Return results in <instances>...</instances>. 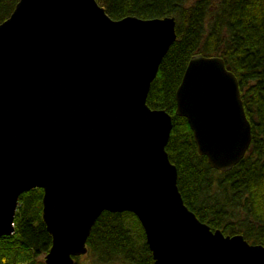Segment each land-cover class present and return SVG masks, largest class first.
Instances as JSON below:
<instances>
[{"label":"water","instance_id":"water-1","mask_svg":"<svg viewBox=\"0 0 264 264\" xmlns=\"http://www.w3.org/2000/svg\"><path fill=\"white\" fill-rule=\"evenodd\" d=\"M172 16L109 17L96 0H17L0 21V236L41 188L44 264H72L101 211L138 220L153 264H264V246L199 221L164 150L170 115L145 103ZM197 154L225 171L251 132L235 75L192 54L174 90Z\"/></svg>","mask_w":264,"mask_h":264},{"label":"trees","instance_id":"trees-1","mask_svg":"<svg viewBox=\"0 0 264 264\" xmlns=\"http://www.w3.org/2000/svg\"><path fill=\"white\" fill-rule=\"evenodd\" d=\"M17 0H0V21ZM118 19L172 16L175 38L149 84L145 103L170 115L164 150L184 205L210 229L264 246V0H96ZM194 53L219 55L235 75L251 139L243 157L218 171L196 152L186 119L174 114V90ZM41 188L21 192L13 231L0 236V264H44L50 235L41 220ZM72 264H153L129 211L103 210Z\"/></svg>","mask_w":264,"mask_h":264}]
</instances>
